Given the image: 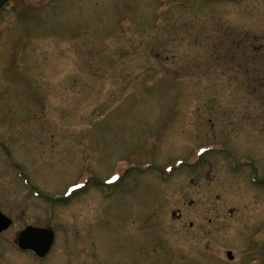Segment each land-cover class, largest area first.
I'll return each mask as SVG.
<instances>
[{
	"label": "rangeland",
	"instance_id": "rangeland-1",
	"mask_svg": "<svg viewBox=\"0 0 264 264\" xmlns=\"http://www.w3.org/2000/svg\"><path fill=\"white\" fill-rule=\"evenodd\" d=\"M258 142L264 0H10L0 14V264H241L264 237ZM219 146L236 164L260 153L258 169L206 150ZM129 155L154 166L104 186ZM84 171L88 187L57 198ZM26 225L55 229L44 259L16 247Z\"/></svg>",
	"mask_w": 264,
	"mask_h": 264
},
{
	"label": "water",
	"instance_id": "water-1",
	"mask_svg": "<svg viewBox=\"0 0 264 264\" xmlns=\"http://www.w3.org/2000/svg\"><path fill=\"white\" fill-rule=\"evenodd\" d=\"M7 0H0V8ZM10 224L9 218L0 212V231L7 228ZM53 240L52 233L46 229L30 228L19 233L18 244L21 248H31L40 255L49 249ZM229 259L232 258L231 252H227Z\"/></svg>",
	"mask_w": 264,
	"mask_h": 264
},
{
	"label": "flooded vegetation",
	"instance_id": "flooded-vegetation-1",
	"mask_svg": "<svg viewBox=\"0 0 264 264\" xmlns=\"http://www.w3.org/2000/svg\"><path fill=\"white\" fill-rule=\"evenodd\" d=\"M233 1H241V0H233ZM245 47H246V44H245ZM258 144L260 145L259 146V148H261V149H264V142H258ZM235 153H236V155H238V154H240L238 151H235ZM259 154L260 153H257V152H255V151H249V152H247V153H242V155H244V156H246V157H248L249 159H252V160H254L255 161V159H257L258 158V156H259ZM256 175H258L257 174V172H256V170L255 171H253ZM257 244L258 243H256V245H255V254L256 255H254V258H259V263L260 262H263L264 261V248H261V251H260V253H258V250H259V247L257 246Z\"/></svg>",
	"mask_w": 264,
	"mask_h": 264
},
{
	"label": "bare ground",
	"instance_id": "bare-ground-1",
	"mask_svg": "<svg viewBox=\"0 0 264 264\" xmlns=\"http://www.w3.org/2000/svg\"><path fill=\"white\" fill-rule=\"evenodd\" d=\"M133 25H134V24H133ZM123 179H124V178H121L118 182L122 181ZM118 182H117L116 184H118ZM72 198H73V197H71V199H72ZM71 199H70V200H71ZM8 228H9V227H8ZM8 228H7V230H8ZM54 242H55V241H54ZM52 247H53V246H52ZM51 249H52V248H51ZM51 249H50V251H51ZM48 254H49V252H48ZM48 254H47V255H48ZM47 255H46V256H47ZM46 256H45V257H46Z\"/></svg>",
	"mask_w": 264,
	"mask_h": 264
}]
</instances>
